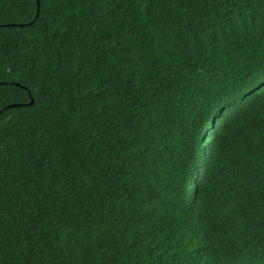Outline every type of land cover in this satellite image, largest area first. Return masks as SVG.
<instances>
[{
  "label": "trees",
  "instance_id": "obj_1",
  "mask_svg": "<svg viewBox=\"0 0 264 264\" xmlns=\"http://www.w3.org/2000/svg\"><path fill=\"white\" fill-rule=\"evenodd\" d=\"M39 2L0 0V264H264V0Z\"/></svg>",
  "mask_w": 264,
  "mask_h": 264
},
{
  "label": "water",
  "instance_id": "obj_2",
  "mask_svg": "<svg viewBox=\"0 0 264 264\" xmlns=\"http://www.w3.org/2000/svg\"><path fill=\"white\" fill-rule=\"evenodd\" d=\"M38 5H39V7H40V2H39V0H38ZM33 104H34V101H32L31 105H33ZM17 107H22V105H13V106H10V107L6 108V110L11 109V108H17ZM0 114H1V113H0Z\"/></svg>",
  "mask_w": 264,
  "mask_h": 264
}]
</instances>
